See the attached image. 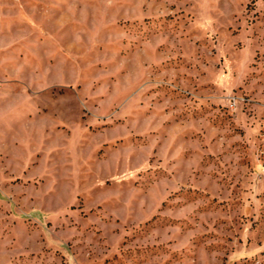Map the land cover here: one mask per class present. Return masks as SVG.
<instances>
[{
    "label": "rangeland",
    "instance_id": "374dc122",
    "mask_svg": "<svg viewBox=\"0 0 264 264\" xmlns=\"http://www.w3.org/2000/svg\"><path fill=\"white\" fill-rule=\"evenodd\" d=\"M0 264H264V0H0Z\"/></svg>",
    "mask_w": 264,
    "mask_h": 264
}]
</instances>
